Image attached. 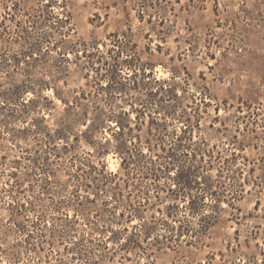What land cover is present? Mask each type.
I'll return each mask as SVG.
<instances>
[{
  "label": "rangeland",
  "instance_id": "1",
  "mask_svg": "<svg viewBox=\"0 0 264 264\" xmlns=\"http://www.w3.org/2000/svg\"><path fill=\"white\" fill-rule=\"evenodd\" d=\"M116 60L138 88L104 87L114 85ZM22 81L37 90L24 101L36 94L40 106L23 116L18 102L0 107V264H264V0H0V88ZM54 81L93 119L67 139L57 138L64 103ZM160 85L157 98L172 91L151 123L139 102ZM122 108L143 150L150 138L144 159L161 164L159 145L180 136L202 153L192 163L215 193L201 214L213 216L199 220L188 195L156 191L139 174L101 180L100 162L116 171L121 157L114 119L97 127V113ZM175 169L155 183L174 188ZM115 183L123 198L133 193L130 219L94 187ZM148 188L149 204L137 205Z\"/></svg>",
  "mask_w": 264,
  "mask_h": 264
},
{
  "label": "trees",
  "instance_id": "2",
  "mask_svg": "<svg viewBox=\"0 0 264 264\" xmlns=\"http://www.w3.org/2000/svg\"><path fill=\"white\" fill-rule=\"evenodd\" d=\"M164 21V18L161 20V22ZM117 42V41H116ZM25 52L23 53V55ZM105 62V61H104ZM115 69V77L112 80L114 85H110V81L107 80L104 84V87H111L113 91L115 92H121L125 93L127 89L131 88H138L139 82L136 80L130 81V75L134 73V70L131 74H122V64L121 61L116 60L113 65ZM64 71V68L60 67L59 72ZM94 77H97L95 75ZM58 78V77H57ZM65 83V82H63ZM51 83H45V86H50ZM53 89L55 91V94L60 97V91L55 90V81L53 82ZM164 89L163 86H159L158 88L153 91L150 87L147 89L145 95V99H138L137 97H131V99H128V102L133 100V103H130V106L133 107L135 101H140L141 107L147 106V109H149L148 115H149V121L151 123H154L155 115L157 112H160V110H166L167 105L163 104L162 99H164L165 94L169 96L170 92L172 91V86L165 88L164 94H162L160 97L157 98L158 93L160 90ZM29 90H32L34 93H36L37 90H35V87L32 85H29L22 81L20 84L12 83L10 87L6 88H0V107L6 105L7 103H16L18 102L19 105H21L22 108H20V114L23 116L26 112L30 110V107L36 108L40 106L38 103V100L36 94L33 97H29L27 100L24 101V94L28 92ZM120 96V95H119ZM121 97V96H120ZM43 98H47V96H43ZM84 98V97H83ZM61 101H63L64 105L61 109V112L57 116V119L55 121V124L57 126V138L64 137L67 139V133L71 130V127L73 125H77L79 122H83L86 124V128L91 125L92 121H88L87 123V116L88 111L87 107L85 108L82 102L78 97H74L72 101H67L63 97H60ZM122 99V97H121ZM127 101V99H126ZM76 107L79 108V111L75 112ZM120 107V105H118ZM137 107V106H136ZM141 107L138 109V112L136 114V118H138V115L142 112ZM154 113V114H152ZM19 114V116H21ZM160 115V114H159ZM94 118V117H93ZM96 118V117H95ZM114 119L115 121V129H114V137H115V143L113 144V150L115 153H117L121 159H120V167L116 171H107L105 169V163L100 162V167L97 169V173L101 176V180L108 177V179H116L121 178L122 175H125L126 178H129L132 174L136 175L139 174L141 179H151L153 180L152 184L153 188L157 191L161 188H166L167 190L176 191L175 197L182 196V198L185 197V195H188V203L189 208L191 210V213L193 214H200L199 220L205 221L207 218L213 216L212 213H204L201 214L202 206L206 204V199L210 197V199L215 195L214 191L212 190L210 183H203L200 179H205L204 176H201L200 179H198V169L196 166L192 163V160L196 159H203L202 153H199L197 149H191L190 146L192 145L189 142H182V137L175 139L173 143H170L169 145H163L160 144L159 148L163 152V155L165 158L164 162L161 164L155 163L154 159H144L146 157H152L154 151H153V145L149 142L150 138H148V141L146 143L147 149L143 150L144 141H136L133 139L131 131H132V125H129V111L126 109H118L116 113H112L111 115H104L103 112L99 111L97 113V127L101 126L103 124V119ZM142 122H140V118L135 121L134 125L135 127L140 126ZM163 125V124H162ZM187 128V127H186ZM127 129V131H126ZM182 133H186V129L182 130ZM149 134H152V129L150 128ZM184 138H186L184 136ZM107 140V138L105 139ZM189 140V138H188ZM105 150V149H104ZM190 150V151H189ZM199 155V156H198ZM157 156H160V153H157ZM210 156V154H209ZM138 158V159H134ZM166 162V163H165ZM169 164H172L169 166ZM91 170H95L96 167L93 164H89ZM176 167L175 171L173 172V180H175V187L172 188L170 186H164L160 185L158 182L155 183V181L159 180L161 176L168 175V171ZM83 173L87 175V177L91 176L90 171L83 170ZM169 177V175H168ZM91 179H94L91 177ZM107 179V178H106ZM103 184V183H102ZM104 185V184H103ZM101 184H95L94 187L96 189L99 188V190H103V192H110L111 198L114 201L112 203V207H118L123 206L128 212L127 217L130 219L133 216L136 215L135 211L137 210L135 207L132 206L133 201H131V195L133 194L131 189L128 190V198H123L122 194V188L117 183L114 184V186H109L108 188L102 187ZM86 186H88L86 184ZM134 190L138 189L136 187H133ZM140 194H135L136 198L135 201H137V205H145L149 204L148 202V189H139ZM140 195H144V202L142 200H139ZM181 198V197H180ZM195 199L200 205L195 204ZM213 200L215 202L218 200L217 197H214ZM233 200H230V203ZM107 205L109 202L112 201H104ZM124 212L121 210L119 212V217H122ZM138 217H140L138 215ZM115 219H118V217H115ZM142 218H139V220ZM121 219L116 221L119 223ZM143 220V219H142ZM113 221V220H111ZM203 226V225H202ZM205 226V225H204ZM186 232L188 231L185 229ZM112 231V230H111ZM118 231H121L118 229ZM179 233L184 232V229L181 227L179 228ZM135 233H132L129 237L128 241L134 242L135 240L132 239ZM145 236L149 235V232H144ZM179 235V234H178ZM188 236V233H187ZM191 236V235H190Z\"/></svg>",
  "mask_w": 264,
  "mask_h": 264
}]
</instances>
